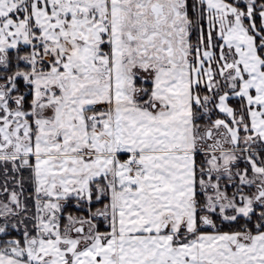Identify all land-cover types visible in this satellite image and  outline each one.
I'll use <instances>...</instances> for the list:
<instances>
[{
    "label": "snow or ice",
    "instance_id": "6c2138e0",
    "mask_svg": "<svg viewBox=\"0 0 264 264\" xmlns=\"http://www.w3.org/2000/svg\"><path fill=\"white\" fill-rule=\"evenodd\" d=\"M0 264H264V0H0Z\"/></svg>",
    "mask_w": 264,
    "mask_h": 264
}]
</instances>
